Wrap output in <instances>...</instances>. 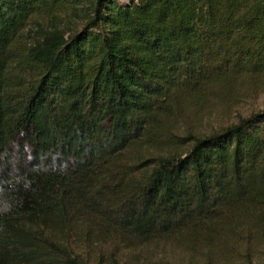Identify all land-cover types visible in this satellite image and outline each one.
I'll return each mask as SVG.
<instances>
[{"label": "trees", "instance_id": "16d2710c", "mask_svg": "<svg viewBox=\"0 0 264 264\" xmlns=\"http://www.w3.org/2000/svg\"><path fill=\"white\" fill-rule=\"evenodd\" d=\"M83 1L0 0V264L264 244V110L185 128L264 78V0Z\"/></svg>", "mask_w": 264, "mask_h": 264}, {"label": "rangeland", "instance_id": "374dc122", "mask_svg": "<svg viewBox=\"0 0 264 264\" xmlns=\"http://www.w3.org/2000/svg\"><path fill=\"white\" fill-rule=\"evenodd\" d=\"M86 0L79 3L82 7ZM83 8V7H82ZM82 10V9H81ZM55 25L58 28H74L80 24L83 13L77 10H64L58 15ZM43 24L42 27H48ZM41 26H32L38 29ZM233 96L228 102L214 103L205 111H199V116L187 117L188 132L192 135H204L211 131L237 123L241 118L264 110V78L246 80L235 86ZM196 117V118H195ZM110 246L98 248L95 257L100 253L109 252ZM114 259L104 257L99 264H264V244H234L227 250L198 247L193 250L171 244H150L133 249L120 248L113 251ZM94 257V256H91ZM111 260V261H110Z\"/></svg>", "mask_w": 264, "mask_h": 264}]
</instances>
